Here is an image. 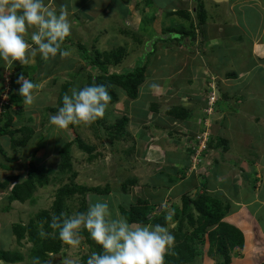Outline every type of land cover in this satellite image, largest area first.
Instances as JSON below:
<instances>
[{
	"label": "rangeland",
	"instance_id": "obj_1",
	"mask_svg": "<svg viewBox=\"0 0 264 264\" xmlns=\"http://www.w3.org/2000/svg\"><path fill=\"white\" fill-rule=\"evenodd\" d=\"M89 1L91 2L84 5L80 4L82 0L73 1V7L76 9L73 14L74 17L78 19V22H76L77 27L71 28L73 31L70 37L67 38V42H65L68 43L69 48L73 50L72 55L75 56L77 53L82 55L81 50L76 46L77 41L84 46L86 55L90 57V61L92 60L91 58L96 55V52L104 53L109 50L114 51L117 47H121L125 52V56L119 67L115 69L112 67L109 68V74L113 72L119 73L121 70L127 69V67L133 68L137 65L139 66L147 63V71H154L151 72L153 75L148 73V80L151 78L150 84L155 83L159 85L157 89H152L154 93L152 92L153 95L151 94L152 96L150 98L156 102L155 108L157 109V112L159 113L160 111V113L158 115L150 114L148 122L137 118L138 126L131 124L126 126L130 136H123L116 139L102 129L103 122L101 120H99V123L95 122L91 126L74 125V131L93 147L92 154L95 156L91 161H88V154L75 150V146L71 148L73 169L77 173L75 182L79 185L85 186L100 185L103 187L107 185L109 186L110 191L106 196H99L96 194L87 195L85 198L86 205H88L90 196L93 201L97 197H101L108 199L110 207L114 212L121 214V208H127L129 204L135 203L138 198H141L142 196L146 198L155 196L153 194L156 193V190L158 191V194H160L162 189L154 188L150 184L157 185L158 182L163 179L162 175L156 174L154 171L158 170L162 163H165V159H163L164 155L166 156V153L163 154L164 149H169L167 151V157L171 158L172 153H174L177 148H186L190 145L191 141V130L183 128L181 123H179L181 126L177 127V121L173 126L175 129L172 128V133L169 135L170 137L168 136L169 139L167 140L168 137L163 138L164 142L157 135L161 130L155 131L153 129L154 124L159 123L160 117L164 118L163 123L166 121V126L173 124L175 120L169 115V112H171V108L174 106L190 110L192 114L190 121L195 127V130H207L210 136L209 138L211 139L210 146L207 144L205 149L208 150V152H203L200 161H198L201 166L200 164L196 166L198 162L193 164V166H196L195 172H200V170H202V174V172L207 169L210 162H212V159L216 156V150L220 149V151H223L222 147L228 144L225 143V138L227 137L232 138V142L229 143V148L227 146V150L230 149L233 142L234 145L243 149L244 152L248 150L250 151V149H255L257 140H254V138L257 135L261 137L264 132V99H262L260 95L257 99H251V101L247 102L243 101L244 103L241 105L240 101H242L243 98L241 99L240 97L243 96L246 98L247 96L242 95L240 90L226 93L228 87H233L234 89L240 87L241 83L239 78L244 75L242 72L240 76L239 74L246 61L236 62L234 59L230 60V58L225 56L222 57L227 58L229 61H215L208 57L209 55L207 56L208 60L205 61L202 59L203 57H199L201 58L199 59V65L201 66L193 69V71L196 70L193 77H190L192 74L189 71H191L192 68L189 67L191 66V63H189L185 66L183 71L180 69L176 70L172 79L168 78L170 80L164 81L162 77L167 70L164 69L163 54L165 53L163 50L160 52L161 47H165L170 44V42L181 44L184 41L186 43L185 48L190 51V54H195L196 56L197 52H200L196 46L193 47L194 45L190 44V38H181V35L178 34L180 27L176 24L162 27L157 29L158 32L154 30V34H151L149 31L152 32V30L147 28L150 26V22L149 18L146 20L147 16L145 12L140 14L142 23H138L139 15H136L137 17L135 16L134 19L131 17L126 18L123 15L121 17L117 8L114 9V4L107 8L106 4L102 3L101 0ZM95 2H98L99 4H96ZM95 5H98V10L94 7ZM144 5L145 4H142L141 6L143 7ZM236 15L241 18L239 13H236ZM185 19H187V25L183 26L191 31L192 28H189L190 22L188 17ZM245 19L248 25L247 31L251 30L254 32L256 26H258L259 18L254 16L252 12H246ZM88 20H90V22H88ZM196 20L197 18H194V24L197 23ZM70 23L71 25L73 24L72 22ZM192 25L193 24H191V27ZM171 29H176L177 33L172 32L171 35H168ZM160 30L164 35L158 38V35L161 34ZM138 31H143L142 35L145 34V37ZM104 32L107 35H104ZM153 38H156L154 42ZM173 45L168 46L171 48L178 47L177 45ZM156 54H158V56H155ZM72 55L60 60L59 67H57L59 75H62L60 71L63 67L69 65L70 69H74V64L77 59L75 61V57H72ZM78 62L81 61L78 60ZM194 64H197L196 60H194ZM88 68H90V66ZM10 72L11 71L9 70L4 71L2 75L3 79L0 85V90L2 89L0 91V111H3L2 107L7 103V97L10 93V91L8 92ZM71 72H73V70L70 71V74ZM95 73H97V71ZM228 73H232L234 76L231 79L226 78ZM92 74L95 75L93 72ZM56 76L47 78L42 83L40 82L39 88L35 90L37 99L33 107L26 109L22 102L18 105L12 104L8 109L11 113L16 112L17 110L21 111L19 116L13 117V119L16 118V121H14L15 125H17L16 128H19L21 125H28L35 130L33 135L32 152L36 148H39V151L34 156L35 164L39 166L44 165L45 167L55 170L57 169L56 166L59 158L55 148L57 143L59 142L60 146L61 143L72 140V136L70 135L72 130L69 131V128L62 130L57 129L49 123L50 116L55 115L58 112L57 110L61 107L57 101L58 92L62 90L61 87H63L64 82L65 84L72 86L68 89V94H70L72 88L78 90L83 88L81 83L83 81H87L86 83H88L91 74L85 73V75L81 74L80 76L73 75L71 81L69 76L55 79ZM173 80L174 88H172ZM121 93L124 94L122 91ZM211 93H213V95H211ZM224 93H226V99L223 97L225 95ZM191 96L195 99L192 100ZM210 96L215 97V102L213 103L211 114L208 115L205 113L204 108H208L206 105V99ZM150 98H147L144 92L141 91L139 98L136 100L134 99L133 101L127 99L131 100L132 102L130 103L133 104H140L146 100L144 105L147 106L148 102H150V105L152 103L151 101L147 102ZM216 106L217 110L214 108ZM223 108L225 110L223 112L228 111L230 115L227 117L224 116L221 112ZM122 109V104H109L104 118L107 119V121L109 120L108 122L110 123L114 118L120 117L122 114L125 115L124 112L121 111ZM218 109L220 111H218ZM53 110L56 111L53 112ZM219 117L220 119H218ZM153 119L156 121L153 122ZM204 126H206V129H204ZM146 127H148V129H146ZM136 128H140V132H144L145 135L138 133V129ZM180 128L183 130H179ZM40 135H42L41 138ZM218 138H221L224 142L218 140ZM227 141L229 142V138ZM0 147L4 150V155L0 152V182H4L9 175L21 176L24 174L21 162L24 157H27L31 152H26L25 148L22 150L11 149L7 138H0ZM215 148L216 150L214 151ZM232 153L235 154L234 152ZM215 161L220 164L224 160L222 158H217ZM163 167H165V170H167L172 177L176 176V169L172 168L177 167L175 166V163L163 164ZM178 168L180 169L181 165H179ZM191 169L192 167L190 166V171ZM57 174L58 173L55 172L56 176ZM151 175L154 176L152 177V180H150ZM224 175L227 176V172H224ZM130 177H135L138 184L136 183V185L128 187V191L124 192L122 189V183ZM200 182L203 186L206 185V179H200ZM69 184V176H57L56 180L53 178L47 185L35 189L31 199L23 203L18 201L9 202V200L6 199L11 190L10 188L5 191H0V193H2V199L0 200V250L11 251L10 248L14 247V249L18 250L23 257L22 263L32 264V261H30L27 256L31 253L33 244L25 241L27 240L26 238L20 243H17L16 238L15 241L11 242L10 226L17 224L26 226L28 221L37 213L41 211L51 212L55 193L61 188V186ZM129 196L132 197V202L128 201ZM83 200V197L78 194L74 195L71 199H66L65 202L71 210L69 215L74 214L80 208ZM180 202L181 200H169V204H172L175 207L179 206ZM157 212L158 211H156V213ZM165 215L167 216L168 213ZM221 221H223V218ZM206 240L207 239L205 238L204 244L198 243L197 245V248L202 251L201 254L194 256L190 263L186 262L184 264H216L217 260L223 261L218 255L209 253V251L207 252L208 247L206 245ZM86 247L87 246H79L78 248H73L72 246L64 245L61 252L58 254L59 257H56L57 254L49 255L51 257L46 260L50 261L51 264H63V260L65 259L79 262L81 257L87 253ZM195 248L196 244L194 243L193 249ZM27 259L28 262L26 261ZM1 264L5 263L2 262ZM15 264H18V262H15Z\"/></svg>",
	"mask_w": 264,
	"mask_h": 264
},
{
	"label": "crops",
	"instance_id": "obj_2",
	"mask_svg": "<svg viewBox=\"0 0 264 264\" xmlns=\"http://www.w3.org/2000/svg\"><path fill=\"white\" fill-rule=\"evenodd\" d=\"M73 1L74 0H45V4L50 8L59 11V6L63 3L66 4L69 11V21L72 22V28L77 27L78 22L74 17L73 9ZM89 0H82L80 3L81 5L90 3ZM102 3H105L107 8L108 6H112L114 9L117 8L118 13L122 17V15L126 18L131 17L132 19L135 18L136 15L138 17V23H142V18L140 16L141 13H146V20L149 18L150 26L147 27L149 33L154 34V30L158 32L157 29L162 27L178 25L180 29H184L185 31H190L186 26V20L182 12H188V20L190 22L189 28H192L190 32H193V36H183L181 38L184 39L185 37L190 38V44L196 46L200 50L195 54H190L185 46L186 43L183 41L181 44H176L174 42H170L168 45H177L178 47L171 48L168 45L165 47L160 48V52L163 50L165 54L164 56V69L167 70L165 75L162 77L164 81H168L173 78L174 72L178 69L182 70L191 63L189 66L191 71H189L194 76L193 69H196L199 65V57H203L202 59L207 61V56L215 61L220 60H230L234 61H246L244 64L243 69L240 71L243 73V77L240 79V87L233 88L228 87L226 93L234 92L240 90L242 95L247 96L246 98L241 96L240 104L243 105V101H251V99H257L260 95L262 99H264V0H101ZM96 3V2H95ZM110 3V4H109ZM96 4H99L98 2ZM142 4H145L143 7ZM200 8L204 16L203 24L198 25L197 23L194 24V18L196 19V14L198 7ZM96 10H98V5L94 6ZM78 8V7H77ZM141 11V12H140ZM110 12V11H109ZM246 12H252L254 16L259 18L258 26H256V30L252 32L248 30V25L245 19ZM239 13L240 17L236 15ZM111 14V12H110ZM168 14V15H167ZM182 16V17H181ZM137 17V16H136ZM185 17V18H184ZM194 17V18H193ZM90 22V20H88ZM197 22V20H196ZM191 24L192 27H191ZM149 25V24H148ZM184 25V26H183ZM201 26V29H200ZM105 28V27H104ZM171 28V27H168ZM196 28V29H195ZM108 30L107 28H105ZM105 30V31H106ZM73 30H71L72 33ZM122 31V30H121ZM119 32V31H116ZM141 33L143 31H138ZM160 35L158 38L164 33L160 30ZM104 35H107L104 32ZM157 35V34H156ZM171 35V32L168 33ZM142 36L145 37V34ZM104 37V36H103ZM196 37V38H195ZM156 38H153V42ZM67 42V39L66 41ZM29 43L31 41L29 40ZM78 44L79 43L77 41ZM76 43V44H77ZM69 44L65 43V47H68ZM83 46V45H82ZM186 49V50H185ZM224 53V54H223ZM228 53V54H227ZM241 53V54H239ZM222 54V55H221ZM201 55V56H198ZM155 56H158L156 54ZM225 56V57H222ZM70 57V56H69ZM76 63L74 64V69H70V66L63 67L60 71L62 75H59L58 68L60 60H62L59 55L54 60H49L45 62L41 59L40 55L38 54L34 58V62L29 64V66L37 67L32 69L30 72L32 76L37 77L36 84L40 85V82H44L47 78L55 77H70V81L73 75L80 76L86 74H92L96 72V70H92V68H88L89 65L86 61H83L82 57L79 56L77 53L75 56ZM143 59V58H142ZM141 59V60H142ZM187 59V60H186ZM240 59V60H239ZM80 60L81 62H78ZM194 60L197 61V64H194ZM229 61V60H227ZM209 62V61H208ZM42 66V67H41ZM20 68L18 62H14L13 68H8L4 64L3 60H0V85L2 82V75L4 71H11L13 75H15L16 71ZM128 68V67H127ZM89 69V70H88ZM262 69V70H261ZM70 74V71H72ZM88 70V71H87ZM147 63L145 69V79L144 84L139 88L140 92H144L147 98H150L153 95V91L149 89L151 78H149V74L153 75L151 72L152 70L147 71ZM79 73V74H78ZM84 73V74H83ZM246 77V78H245ZM159 78V77H158ZM54 79V81H55ZM231 79V78H230ZM159 80V79H158ZM236 80V79H235ZM69 81V82H70ZM152 83V82H151ZM174 80L172 82V88H174ZM65 82L63 83V85ZM82 86L86 85V81H83ZM232 85V84H231ZM72 87L68 85V89ZM69 91V90H68ZM119 92L120 90L117 89ZM153 92V93H152ZM152 94V95H151ZM119 99L113 105L122 104L123 109L121 111L124 112L125 115L129 119V124L138 126L137 118L140 120H145L148 122V117L150 114H159L157 109L152 106L156 102L150 98L147 100L151 101L147 103V106L144 105V102L140 104H133L131 100H128L127 97L121 93H118ZM139 98V95L138 97ZM145 99V98H144ZM191 99L194 100L195 98ZM245 99V100H244ZM136 100V99H135ZM134 101V99H133ZM221 102V101H219ZM133 104V105H132ZM152 106V108H151ZM217 110V106L214 107ZM218 111H220L218 109ZM225 111L224 108L222 109V113L224 116L230 115L228 111ZM192 114L185 121H178L176 118L172 125L166 126L164 122V118H159V123L154 124V130H161L157 135L161 138L164 142L163 138L168 137L172 132L173 126L176 123V126H181L179 123L182 124L183 128L190 129L191 133L198 131L199 129L195 130V127L190 121ZM225 118V117H224ZM135 119V121H134ZM220 119V117L218 118ZM14 121H16L14 119ZM156 120L153 119V122ZM19 125V124H18ZM17 127V125H16ZM161 127V128H159ZM171 127V128H170ZM173 128V129H172ZM138 129V133L144 134V132H140V128ZM148 129V127H146ZM178 129V128H177ZM230 129V128H229ZM179 130H183L180 128ZM170 137V136H169ZM167 138V140L169 139ZM229 138V142L227 139ZM158 139V138H156ZM226 146L229 148V143L232 142L231 137L225 138ZM254 140H257V144L255 149H250V151H243L237 145L232 143V147L230 146L229 150L220 151L216 147V156L210 162V165L207 167L205 171L202 172H195L194 166L190 171L191 166V159L185 157L187 153V147L184 148H177L174 153H172V157L168 158L167 151L169 149H164L163 159H165V163H162L161 167L154 171L163 176V179L160 181L161 184H164L167 180L168 172L163 167V164H172L175 163V166L172 167L176 169V181L174 185H172L169 189H162L160 194L156 190V193L153 195H157L160 199L159 207L152 212L155 213L159 211V214L162 211H166V214H174V212L178 211L179 208L182 206V201L179 203V206L175 207L172 204H169V200H181L183 195H187L189 197H194L195 193H204L206 192L212 198H215L218 201L224 202L225 204V215L223 217V222L235 227L240 231L243 237V246L242 248L235 252H232L231 257V264H264V132L260 137L257 135ZM159 147V146H158ZM157 148V145H156ZM155 148V149H156ZM235 148V150H234ZM237 148V150H236ZM172 149V148H171ZM159 151V150H158ZM30 152V150H29ZM234 152L235 154H233ZM217 158H222L224 161L220 164L215 161ZM163 162V160H162ZM181 165L179 169L178 166ZM201 166V164H200ZM188 167L187 170L184 168ZM1 169V166H0ZM169 169V168H168ZM1 171V170H0ZM182 171V172H181ZM153 172V173H154ZM224 172H227V176L224 175ZM196 173V174H195ZM153 177L152 175L150 178ZM200 179H206V185L203 186L200 182ZM148 184V183H147ZM157 187V186H156ZM158 189V188H157ZM168 193V194H167ZM193 193V194H192ZM0 193V200L2 199ZM6 194V192H5ZM192 194V195H191ZM164 195V196H160ZM155 196L149 197L154 198ZM162 197V198H161ZM173 197V198H172ZM164 198V199H163ZM165 202V203H164ZM170 211V212H169ZM158 213V212H157ZM158 214V215H159ZM170 228V231L173 230L175 227L174 222H167V225ZM12 228V226H10ZM11 230V229H10ZM11 242L15 241V236L12 234L11 231ZM206 238V235H205ZM205 238L204 243H205ZM203 243V244H204ZM202 244V243H199ZM208 247V244H206ZM199 249V248H198ZM10 250H15L14 247L10 248ZM201 251V250H200ZM202 252V251H201ZM208 252V248H207ZM21 254V253H20ZM22 257V256H21ZM28 258V256H27ZM22 260L18 262V264H27L22 263ZM28 262V259L26 260ZM73 261V260H72ZM5 264H15V263H6L4 261H0L1 263ZM43 264H51L50 261H45Z\"/></svg>",
	"mask_w": 264,
	"mask_h": 264
},
{
	"label": "trees",
	"instance_id": "obj_3",
	"mask_svg": "<svg viewBox=\"0 0 264 264\" xmlns=\"http://www.w3.org/2000/svg\"><path fill=\"white\" fill-rule=\"evenodd\" d=\"M202 11L203 10H201L199 5L196 14L198 25L203 24L204 21ZM182 14L185 17H188L187 15L189 13L182 12ZM176 31V29L170 30L171 33H177ZM178 34L183 36L194 35L193 32L185 31L184 29H180ZM76 46L81 50L82 55L79 54V56L82 57L83 61H86L92 70L97 71V73H94L95 75L91 74L90 81L86 83V86L93 83L107 86L112 97L110 103L111 105L118 99L117 89L124 92L128 99H137L139 95V88L145 79L146 63L139 66L137 65L133 68L123 69L119 73L113 72L109 74V68L112 67L115 69L119 67L122 59L125 56V52L121 47H117L114 51L109 50L108 52L104 53L96 52V55H94L90 61V57L86 55L84 46L78 43ZM33 67L35 69L37 65H26L23 67L20 66L15 75L10 72V93L7 97V103L2 107L3 111L0 113V138H7L11 149L22 150L25 148L26 152L30 150L31 154H28L27 157H24L21 162L24 169V174L21 176L9 175L4 180V182H0V191H5L10 188L11 190L9 191L6 199H8L9 202L18 201L23 203L31 199L35 189L47 185L53 178L56 180L57 176H69L70 184L61 186V188L55 193V199L51 212L41 211L31 218L26 226L17 224L13 225L11 228L12 234L15 236L17 243H20L26 238L27 240L25 241L33 244L32 251L28 255V258L30 261H32V264H43L47 258L51 257L49 255L59 254L62 250V247L65 245L59 239L58 230H53L49 227L52 214L59 216L61 213H66L69 215L71 210L65 201L67 198L71 199L77 194L82 196L84 199L82 205L77 211H86L87 205L85 203V198L87 195L96 194L99 196H106L110 191L109 186L107 185L103 187L100 185L85 186L79 185L75 182L77 173L73 169V156L71 148L75 146V150L88 154V161H91L93 158H95V156L92 154L93 147L90 146L84 139L81 138L80 135L74 131V125L68 126L70 129L69 131L72 130L70 133L72 140L61 143L60 146L58 142L55 147L59 157L56 166L57 169L55 170L45 167L44 165L39 166L35 164L34 156L39 151V148H36L32 152L33 135L35 132L34 128L21 124L19 128H16L13 117L19 116L21 111L17 110L16 112L11 113L8 110L12 104L18 105L23 102V97L18 95L20 85L16 83L20 74H23L26 79H29L36 84L37 77L30 75ZM226 76V78H232L234 75L232 73H228ZM61 88L62 90L58 92L59 94L57 100L60 106H62L63 95L68 91V85L64 84ZM224 94L225 95L223 97L226 99V93ZM152 106L155 107V104ZM54 111L56 110H53V112ZM190 113V110L174 106L171 108L169 115L173 118H176L178 121H185L190 116ZM99 120L103 122L102 129L107 131L108 134L114 139L123 136H130V133L126 129V126L129 123L127 116L116 117L110 123L108 122L109 120L107 121V119L104 117L102 119H98L96 122L99 123ZM41 137L42 135H40V138ZM218 140H221V138H218ZM221 141L224 142L223 140ZM210 142L211 139L208 142V146H210ZM222 149L226 150L227 146L222 147ZM0 152L4 155V150H2L1 147ZM191 153L192 152L190 150H187L185 157L190 159ZM187 168L188 167H185L184 169L187 170ZM55 172L58 173L57 176L55 175ZM175 177H172L168 173L167 180L164 184H161V182H158L157 185L149 184L154 188L157 186L156 188L159 189H169L175 184V182H177ZM152 179L153 178L151 177L150 180ZM137 182L138 181L135 177H130L122 183V189L124 192L128 191V187L136 185ZM181 201L182 206L177 212H174L172 216L173 219L171 221L175 223V227H173V230L171 231L175 236V248L173 250L174 254L166 255L165 264L190 263L194 256L201 254V251L197 248V245L198 243H204L203 239L205 238V235L209 253L216 254L220 259L223 260H217L216 264H230L232 252L239 251L243 246V237L238 229L221 221L226 213V206L224 202L212 198L206 192L201 194L195 193L194 197L183 195L181 197ZM159 204L160 199L158 200L157 195L150 199L142 196L141 198H138L135 203L129 204L127 208H121V214L127 217L129 222L133 224H161L166 226L167 222L165 220V210L160 214L158 211V213H154V215H152V212L159 207ZM41 229L49 233L55 231L56 235L42 237L39 234ZM82 236L84 240H82L80 246H87V253L81 257L79 262L76 261L75 264H87V259L93 251H102L101 247L96 245L95 242L89 238V234L86 230L82 232ZM194 243L196 244L195 249H193ZM21 260V254L16 249L11 251L0 250V261H4L6 263H15Z\"/></svg>",
	"mask_w": 264,
	"mask_h": 264
},
{
	"label": "clouds",
	"instance_id": "obj_4",
	"mask_svg": "<svg viewBox=\"0 0 264 264\" xmlns=\"http://www.w3.org/2000/svg\"><path fill=\"white\" fill-rule=\"evenodd\" d=\"M71 28L66 4L62 3L57 13L45 4V0H0V60L6 67L13 68L14 62L21 67L33 63L38 54L45 62L56 59L58 55L61 59L67 58L73 52L65 47ZM16 83L20 85L18 95L23 97L24 107H33L37 99L35 90L39 85L26 79L23 74L19 75ZM158 87L155 83L149 85L150 90ZM208 98V108H204V111L210 115L213 104H208ZM111 100L108 87L102 84L85 85L79 90L72 88L70 94L63 95L62 106L55 115L50 116L49 123L61 130L69 125L91 126L104 117ZM202 131L199 129L192 133L190 145L187 146L192 152V168L200 161L202 153L208 152L205 148L195 162L192 160L195 151L191 146L196 143L194 136ZM209 137L208 134L206 147ZM128 201L132 202L131 196ZM172 219V214L165 217L166 222ZM49 227L58 230L59 239L73 248L80 246L82 232L86 230L89 238L102 249L100 252L93 251L87 264H165L166 255L174 254L175 236L168 226L130 223L127 217L114 212L108 199L101 197L93 201L90 196L86 211H77L72 215L52 214ZM39 234L42 237L56 235L55 231L49 233L43 229ZM63 264L75 262L65 259Z\"/></svg>",
	"mask_w": 264,
	"mask_h": 264
},
{
	"label": "built area",
	"instance_id": "obj_5",
	"mask_svg": "<svg viewBox=\"0 0 264 264\" xmlns=\"http://www.w3.org/2000/svg\"><path fill=\"white\" fill-rule=\"evenodd\" d=\"M10 80H9V85H8V92L10 91ZM211 95H213V93H211ZM215 102V97L214 96H210L208 98V104L212 105ZM4 106V105H3ZM211 109H208V111H210ZM1 113V111H0ZM208 140V132L207 130L202 131L201 133H198L194 136V142L191 149H193L195 151L194 156L192 158V160L195 162L197 160V158L199 157V155L201 154V152L206 148V142Z\"/></svg>",
	"mask_w": 264,
	"mask_h": 264
},
{
	"label": "water",
	"instance_id": "obj_6",
	"mask_svg": "<svg viewBox=\"0 0 264 264\" xmlns=\"http://www.w3.org/2000/svg\"><path fill=\"white\" fill-rule=\"evenodd\" d=\"M56 257H59V255L57 254Z\"/></svg>",
	"mask_w": 264,
	"mask_h": 264
}]
</instances>
